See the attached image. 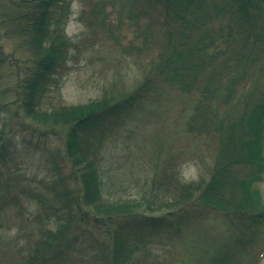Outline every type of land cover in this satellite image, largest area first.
I'll return each instance as SVG.
<instances>
[{
    "label": "trees",
    "instance_id": "obj_1",
    "mask_svg": "<svg viewBox=\"0 0 264 264\" xmlns=\"http://www.w3.org/2000/svg\"><path fill=\"white\" fill-rule=\"evenodd\" d=\"M86 2L147 68L131 92L68 105L73 0H0V264H260L264 0ZM169 88L189 99L178 152L120 168L123 123ZM34 137L47 177L24 168Z\"/></svg>",
    "mask_w": 264,
    "mask_h": 264
},
{
    "label": "rangeland",
    "instance_id": "obj_2",
    "mask_svg": "<svg viewBox=\"0 0 264 264\" xmlns=\"http://www.w3.org/2000/svg\"><path fill=\"white\" fill-rule=\"evenodd\" d=\"M89 10L86 0H73L72 15L66 28L72 49L66 69L59 77V92L68 105L86 103L100 97L105 90L131 92L146 73L147 61L129 42L131 40L139 46V41L132 38L133 31L122 28L119 36L121 47L114 39L116 31L98 29L99 24L92 21ZM175 92L171 88L163 89L166 98L159 97L154 103L136 106L132 118L123 123L115 150L116 164L120 168L131 165V158L135 155L142 154L147 162L149 159L152 161L155 154L164 158L178 152L181 124L186 118L184 108L189 105V99ZM36 124L44 128L41 122ZM127 133L129 139L121 143ZM33 140L24 153V168L30 176L47 177L51 166H47L45 158H36L38 151L35 150L36 142L43 139L34 137ZM202 172L201 163L196 161L186 162L181 168L186 181L198 179ZM260 187L264 195V181ZM260 264H264V258Z\"/></svg>",
    "mask_w": 264,
    "mask_h": 264
}]
</instances>
